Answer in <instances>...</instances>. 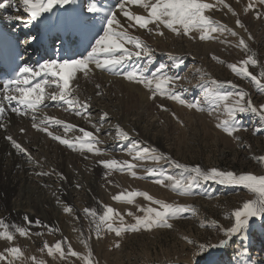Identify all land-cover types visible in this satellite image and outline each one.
<instances>
[{"label":"snow or ice","instance_id":"snow-or-ice-1","mask_svg":"<svg viewBox=\"0 0 264 264\" xmlns=\"http://www.w3.org/2000/svg\"><path fill=\"white\" fill-rule=\"evenodd\" d=\"M74 3H76V0H19V7L22 8L24 15H16L12 19L20 22L25 27L32 26L39 22L45 14H51L53 9L57 7L65 8L66 5ZM257 4L264 5V0H249L248 5L243 8L244 13H248ZM5 6V3H0V8ZM130 6L142 9L146 15L130 11ZM218 6L227 8L233 16L237 15L224 0H216V3H209L206 0H116V3L109 5L100 17L102 24L100 28L96 29V35L93 37L94 43L90 42V51L86 50V54L79 58L45 60L37 67L27 64L18 66L17 69H14V75L0 86V101L7 102L9 105L15 103L16 106L12 107L11 111L18 116L31 114L34 129L46 133L52 140L58 141L72 151L100 155L102 150L97 146L100 141L93 132L86 131L83 128L75 129L74 125L48 115L40 118L39 124L36 123L37 114L42 111V105L46 101L66 105L65 111L73 112L78 117L82 116L85 120H90L88 109L91 105L87 99L80 101L74 95L78 91V86L74 84V81L79 79L78 73L83 74L85 78H89V74L96 69L114 76H122L124 80L130 83L142 85L149 92V99H154L159 95L162 98L175 101L189 110L195 109L197 112H207L210 116L215 112L217 117H224L218 119L216 127L228 136L233 137V139H238L234 136V133L242 130L238 117L251 114L258 117L259 121L264 124V103L256 106L248 98V93L238 89L237 85L231 81L225 83L211 78L208 84L199 85L203 92L202 101L187 99L181 92L175 90L177 77L168 71L169 68H179L182 61L179 58H173L171 65L160 64L149 75H146L145 73L149 72L150 66L154 63V51L138 35L133 34L136 29H142L149 34L163 35V28L175 35H183L189 39H196L191 34L197 33L201 41L215 39L214 33L221 36L225 33L233 37L237 36V33L231 28L215 21L210 15L206 14L214 8L218 10ZM85 11L91 14L88 19L94 20L102 10L97 7V4L90 3L80 14L83 15ZM261 15V13H257V18H260ZM121 16L126 19L122 21L119 18ZM235 24L238 28H244L239 18L235 20ZM149 25L154 27L150 28ZM33 39L35 38L33 37ZM220 42L225 43L223 40ZM20 43L30 46L31 41L25 39ZM238 46L246 52L248 51L243 39L239 40ZM213 59L217 58L214 56ZM141 61H143L142 66ZM129 62L135 64L136 67H131ZM257 63L253 55H248L246 59L239 62V65L233 63L228 64L227 67L235 76L248 80L258 92L264 93V69L258 75H254L248 68L249 65L257 66ZM97 87L99 88V85ZM224 88L233 90L221 91ZM186 91L187 89H183V92ZM97 95H99V92ZM160 107L162 110H167L163 108V105ZM4 112L5 108L3 104H0V117L3 116ZM107 116L108 114L104 113L99 117V126L92 125L97 133L100 131V127L103 126ZM54 126L62 127L65 136L56 135L49 130ZM74 130L79 131L82 135L67 138V134ZM115 130L118 141L130 142L131 146L128 148V154L133 161L141 163L144 161L156 163L166 161L170 167L179 170L178 175H173L160 168L144 169L147 177L153 178V183L168 187L176 195L190 196L193 194L194 189L203 183L209 182L224 186H239L252 195L253 198L243 202L241 206L232 210L230 215L225 217V219L231 220L229 227L225 228L213 223L212 227L217 228L224 238L220 239L218 243H200L195 246L196 250L192 253L194 264H215L211 259L213 253L210 252V249L225 248L229 241L237 235L247 239L246 233L250 227L249 222L253 218L264 220V175L236 174L215 167L205 170L199 165L189 166L179 163L165 154L157 152L156 149L141 147L138 142L130 141L128 133L119 125L115 126ZM20 131L23 132L24 129ZM256 131H260V129ZM5 139L11 143L17 153L27 157L29 164L33 163V157L25 147L21 146L10 135L6 136ZM254 159L264 163V156L254 157ZM99 163L108 170L106 175L111 174V171L114 170L121 173L127 172L133 178H146L137 176L136 171H134V169L141 166L138 163L121 162L116 159L99 161ZM49 174L44 171L36 173L37 176ZM63 178L61 176V179ZM165 181L168 183L165 184ZM136 197H143L145 201H149L158 207L138 208V211L144 213L143 216H134L131 212L127 213L133 216L135 220L133 224H125L123 216L110 206H102V214H98L95 209H84L85 218H90V224L94 225V231L98 238L102 229L114 232L117 237L125 232L151 231L154 228L171 229L173 225L170 221L183 218L185 214L195 213V209L189 206L165 203L154 199L143 191L121 192L113 196L112 199L116 202L132 204ZM64 211L71 213L72 209L65 206ZM24 220L28 227H21L16 224L9 225L3 219H0V240L7 241L10 245L5 248L4 252H0V262H3V264H16L17 261H20L21 264H27L28 260L31 261V264H45V261H38L35 256L25 258L20 247L11 246L15 234L18 233L20 237L30 235L29 228L33 225V222L27 216L24 217ZM114 222L118 223L119 226L114 227ZM35 226L49 227L41 225L39 220L35 221ZM10 229H14V232ZM54 231L56 230L49 227L50 233ZM34 235L40 236L41 233L37 232ZM80 242L85 249H88L87 255L81 256L71 246L67 248V255L81 259L83 264H92V252L87 241L81 237ZM62 243H67V241H57L51 246L44 243L40 251L44 252L46 250L47 255L54 259L55 255L59 254V257L63 259L65 252ZM188 243L192 242L188 241ZM116 247H119V245L117 244ZM196 257H199V260H196ZM249 264H252V262L249 261Z\"/></svg>","mask_w":264,"mask_h":264},{"label":"rangeland","instance_id":"rangeland-1","mask_svg":"<svg viewBox=\"0 0 264 264\" xmlns=\"http://www.w3.org/2000/svg\"><path fill=\"white\" fill-rule=\"evenodd\" d=\"M236 1V4L243 5V8L249 3V0ZM206 2L216 3V0H206ZM219 7L220 6H218L219 10L214 8L213 11L206 14L211 16V13H221L223 7ZM263 10L264 5L257 4L246 14H249L252 11L255 21L260 18L264 20ZM242 12L244 13L243 10ZM261 12V17L257 18V13ZM140 13L143 14V10L140 9ZM144 14L146 15V13ZM224 25L227 26L225 23ZM152 26L153 25H149L150 28ZM234 30L239 31L240 28H238L235 24ZM166 32L171 34V36L176 40H181L182 42L197 43L199 45H221L219 47V51L221 52H219L220 54L212 53L204 57H193L191 55L190 58V56L187 55H178L176 49L173 48H171L169 54L164 55L165 52L159 51L167 50L168 48L162 49L158 47L157 44L154 48V42L152 43V41L149 40L151 34L148 32L147 35H145L147 37L146 39L141 36L142 40L153 49L155 55L154 60L164 56V60L166 59V65H171L173 63V58H179V60L182 61L179 68L168 69L170 74H175L177 77V87L175 89L177 92H181L189 100L202 101L203 92L199 85L208 84L209 79L211 78L225 83L231 81L237 85L238 89H242L247 92L248 98H250L256 106L264 103V93L258 92L248 80L235 76L227 67L228 64L233 63L239 65V62L246 59L248 55H253L258 62L257 66L249 65L248 68L252 74L258 75L259 72L264 69V37L262 40H259L257 36L252 35V37L250 36L251 38L248 40L245 39V44L248 49L246 52L238 46V39L227 33L222 36L214 33L213 36L216 37L215 39L201 41L199 40L197 33L191 34L196 37L195 40L189 39L188 37L185 38L183 35H175L167 29ZM244 33L246 34L247 31H244ZM220 38L221 41L224 38L223 41H225V43H221L217 40ZM214 56L217 59L214 60ZM199 60L202 62H199ZM198 69L200 70L199 72L197 71ZM140 86L144 88L142 85ZM183 89H187V91L183 92ZM232 90L233 89L231 88H224L221 91ZM154 99H157V102L152 100V102L154 101V104L150 105V107L152 106L151 110L153 115L156 116V112L157 115H159V112L167 116L170 115L167 118L172 125H169L167 128L168 132L170 130L173 131L170 135V138H172V145L169 146V149H167L166 152H162L157 147L146 145L145 143L141 144V141H138L139 139H134L131 134H128L130 141L140 143L141 147L156 149L157 152L166 154V156L170 157L172 160L189 166L199 165L205 170L215 167L223 171H232L236 174L250 173L254 175H264V163H260L254 159V157L264 156V124L259 121L258 117L251 114L239 116L238 119L240 120L242 130L234 133V136L238 137V139H233V137L228 136L216 127L218 119H223V116L217 117L215 112H213V115L210 116L207 112H197L195 109L189 110L175 101L162 98L159 95H157ZM163 99L164 103H161ZM148 100L151 101V99ZM161 105H163V108L167 110H162L160 107ZM173 107L178 108L181 111L183 109L185 113L194 114L199 116L201 119L203 117L204 119L202 120H206L205 123L209 126V128H205L204 132H199L198 129V134H196L194 131L195 126L191 123L188 124V121H182V117L179 115L178 111L175 112V110H173ZM80 118L84 124H89L87 127L92 125L91 118L90 120H85L82 116ZM154 124L155 126H159L161 128L166 124V122L164 120L159 122L156 118V122ZM191 125L193 128L190 127ZM257 129H260V131H256ZM75 132L78 133L77 135H82V133L77 130H74V133ZM114 133L115 135L111 137L109 141H116V143L106 144L107 146L102 149V154H94L93 156L103 157L109 155L110 159L108 160L116 159L121 162L127 161L131 163H138L141 166L134 169V171H136L137 176L146 178L137 179L129 176L127 172L121 173L114 170L111 171V174L106 175L108 170L103 168L100 170L99 174L98 172L96 173L98 175V179L96 180L97 184L95 185V191H102L101 193L107 194H105L103 200H99L100 198L97 199V197H91V199H89L90 201L86 203L83 202L86 199L81 200L83 203L79 201L76 205L78 208L81 207L82 210L76 211V214L74 215H69V213L66 212L63 214L66 219H61V223L70 229V232H59L56 230L50 233L49 225H47L49 227L36 226L38 228L36 230L34 229L35 225L33 224L29 228L31 230H29L30 235L20 237L18 233L15 234L11 246L20 247L25 258L35 256L38 261H45V264H83L81 259L67 255L68 246H71L72 249L80 253L81 256L87 255L88 249H85L82 243H78L79 237L77 236L81 232L78 231V233L77 230H81L84 232L83 238L87 241L89 249L92 252V264H173L178 259L186 260L189 261L190 264H194L192 253L196 250L195 246L200 243H218L220 239L224 238L222 237V234L219 233L217 228L212 227L213 223L221 227H229L231 220L225 219V217L229 216L230 212L241 206L243 202L253 198L252 195L239 186H224L211 182L201 184L193 190V194L190 196L176 195L168 187L153 183V178L147 177L144 169L160 168L166 173L173 175H178L179 170L170 167L166 161H161L159 163L153 161H144L142 163L139 161H133L132 157L128 154V148L131 146L130 142L118 141L116 139V131H114ZM97 139L100 141L97 146L101 147L103 142L99 138ZM69 150L71 151V149ZM90 170L91 172L94 171L93 166ZM117 180H122V184L117 182ZM167 183L168 182L165 181V184ZM72 188H74V190L76 189V187ZM82 188L83 187L79 185L75 192L78 193L82 190ZM69 190L70 189H68V191ZM131 191L147 192L154 199L161 200L165 203L189 206L195 209V213L185 214L183 218L170 221L173 225L171 229L154 228L151 231L141 230L140 232H125L119 237H117L114 232H108L106 229H102L98 238L94 231V225L90 224V218H85V208L95 209L98 214H102V206H110L123 216L125 224H133L135 223L133 216H130L127 213L131 212L134 216H143L144 213L142 211H138V208L158 207L157 205L151 204L149 201H145L143 197H136L132 204L116 202L112 199L113 196L121 192ZM83 206L84 208H82ZM75 215H77V217ZM10 220L9 222L6 221L9 225L16 224L21 227H25L27 225L21 224L18 221ZM249 224L250 227L246 233L247 239L238 235V242L248 251L247 259L249 260L247 264H249V261H251L252 264H264V220L253 218ZM113 226L118 227L119 224L114 222ZM26 227H28V225ZM71 227H74L75 230H72L74 228ZM10 231L14 232V229H10ZM36 232L41 233V235H34ZM73 238L76 239L77 242ZM65 240L67 243H62V248L65 252V257L63 259L59 257V254H56L54 259L53 257H49L47 255L46 250L44 252L40 251V249L43 248L44 243H48L49 246H51L57 241L63 242ZM188 241H191L192 243H188ZM117 244L119 247H116ZM8 246L10 245L7 241L0 240V252H4L5 248ZM210 252H213V249H210ZM229 252V250L226 251L227 254H229ZM235 253H237V251H235ZM195 259L199 260V257H196ZM214 262L215 264H235L234 261L229 259L227 255L222 256V254ZM0 264H3V262H0ZM16 264H21V262L17 261ZM27 264H31V261L28 260Z\"/></svg>","mask_w":264,"mask_h":264},{"label":"bare ground","instance_id":"bare-ground-1","mask_svg":"<svg viewBox=\"0 0 264 264\" xmlns=\"http://www.w3.org/2000/svg\"><path fill=\"white\" fill-rule=\"evenodd\" d=\"M224 2L227 3L237 15L233 16L232 13L228 12L227 8H222L221 13H211L212 18L217 20V22L227 24V27L231 28L233 31H235V20L239 18L244 28L235 31L237 33L235 38H237L238 41L240 39L244 41L245 39L248 40L252 35L262 40L264 37V20L260 18L255 21L252 11L244 15L242 12L243 5H237L236 0H224ZM0 3H5L6 5L4 8H0V20L9 33L18 36L20 32H22V38L24 36H29L30 39H32L30 30H33L35 32L34 35H36L39 33L40 28L47 25L50 20H53V23L57 24L59 29L65 31L67 39L71 37L74 40V45L76 47L74 58H79L80 56L76 54V51L84 48H89L88 51L91 50L90 42L94 43L93 37L96 35V29L100 28L102 24L100 17L103 15L104 11L107 10L109 5L116 3V0H81V2L76 4L66 5L65 8L57 7L53 9L51 14H45L39 22L27 27L12 19V17L16 15H24L22 8L19 7V0H0ZM90 3L97 4V7L102 10L96 15L94 20L88 19L91 14H88L86 11L83 15L80 14ZM129 10L137 14L140 13V9L135 6H130ZM119 18L122 21L126 19L122 16ZM245 29L248 34L244 33ZM162 31L164 33L163 35L151 34L149 40L152 41V43L154 42V45L152 44L154 48L156 44L162 49L168 48L167 50L159 51L165 52L164 55L169 54L171 48L176 49L178 55H187L190 56V58L191 55L193 57H204L212 53H221L219 51L221 45H199L197 43L182 42L181 40L173 38L171 34L166 32V29ZM133 34L139 37L142 36L145 39L147 38L145 36L147 35V31L145 30L136 29ZM22 38L19 39L21 40ZM25 39L28 38H23L22 40ZM217 40L221 41V38ZM23 45L27 46L28 44ZM165 60L164 56L154 60V63L149 68V72L145 74L149 75L160 64L166 65ZM29 61L30 58L28 56L26 61L27 65H29ZM195 61L198 62L197 60ZM200 61L201 60H199V62ZM129 64L131 67H136L132 62H129ZM140 64L142 66L143 61H141ZM77 76L79 79L74 81V84L78 86V91L74 93V95L77 96L80 101H84L85 99L89 101L91 106L88 109V113L90 114L92 125L96 124L99 126V117L104 113L108 114L107 119L103 122V126L100 127V131L97 133L92 125L87 127L89 124H84L81 121V116L78 117L74 115L73 112L65 111L66 105L53 101H46L45 104L42 105V111L37 114L36 123L39 124L40 118L44 115H48L60 119L65 123L74 125L75 129L83 128L86 131H91L103 142V145L101 147L99 146L101 150L110 143H116V141H109L110 138L115 135L114 131H116V125H119L125 132L131 134L134 139H139L138 141H141V144L145 143L146 145L157 147L162 152H166V150L169 149V146L172 145V138H170V135L173 132L171 130V133L170 131L168 132L167 128L169 125H172L167 118L170 115L167 116L161 112L157 115L156 111V116L153 115L151 110L152 106L150 107V105L154 104L152 100L157 102V99L148 100L149 92L147 90L142 88L139 84L124 80L122 76H114L96 69L89 74V78H85L81 73H78ZM97 85H99V88ZM98 92L99 95H97ZM162 102L164 103V99L161 103ZM1 104H3L6 111L0 118V219H3L5 222H9L11 219L21 224H26L24 217L27 216L29 220L32 219L34 225L35 221L39 220L42 225H49L59 232H70V229L61 223V219H66V217L63 216L65 213L64 207H70L72 212L69 213V215H74L76 211L82 210L81 207L78 208L76 205L79 201L81 203H86L90 201L89 199H91V197L100 198L99 200L104 199L107 193L95 191V185L97 184L96 180L98 179L96 173L98 172L99 174L100 170L104 168L99 161H106L110 159V156L97 157L89 152L79 153V151H70L67 146L52 140L46 133L34 129L32 127L33 121L31 114L27 116L13 114L11 108L16 106L15 103L9 105L7 102L1 101ZM173 110H175V112L178 111L183 119L182 121H188V124L191 123L195 126V130H193L196 134H198V129L199 132H204L205 128H209L205 123L206 120H202L204 119L203 117L201 119L199 116L185 113L183 109L181 111L175 107H173ZM153 117H156L159 122L164 120L166 124L161 128L155 126L154 123L156 122V118ZM192 125L190 126L191 128H193ZM21 129H24V131L21 132ZM49 130L53 131L56 135L65 136L64 130L60 126H54ZM77 134V132L74 133V131H70L67 134V138H72ZM9 135L28 150L33 157L32 164H29L26 156L17 153L11 143L5 139V137ZM92 166L94 168L93 172L90 170ZM40 171L50 174L37 176L36 173ZM61 176L64 178L61 179ZM117 182L122 184L123 181L117 180ZM79 185L83 188L77 193L75 191ZM71 186L76 187V189L74 190ZM68 189L70 190L68 191ZM83 199L87 201L85 200L82 202L81 200ZM82 208H84V206ZM75 216L77 217V215ZM34 229L37 230L38 228L34 226ZM72 230H75V228ZM78 231L81 232L77 236L79 237L78 243L81 244L80 239L83 237L84 232L81 230H77V232ZM237 236L233 237L225 248L213 249L211 259L215 261L222 254V256L227 255L235 264H247L249 260L247 259L248 251H245V248L238 242ZM74 240L76 241V239ZM227 250L230 251L229 254L226 253ZM235 251H237V253H235ZM173 264L190 263L189 261L178 259Z\"/></svg>","mask_w":264,"mask_h":264}]
</instances>
